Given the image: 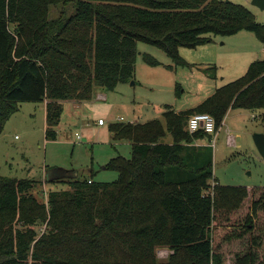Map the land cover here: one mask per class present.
Listing matches in <instances>:
<instances>
[{
	"label": "trees",
	"instance_id": "trees-1",
	"mask_svg": "<svg viewBox=\"0 0 264 264\" xmlns=\"http://www.w3.org/2000/svg\"><path fill=\"white\" fill-rule=\"evenodd\" d=\"M61 4L73 12L51 18ZM242 30L264 41V24L227 0H0V136L22 103L47 100L45 135L56 140L64 101L90 100L99 88L134 79L139 42L189 67L180 47ZM261 108L264 58L195 108L167 105L165 122L112 125L113 138L132 146L130 158L105 164L118 173L114 181L67 177L70 189L41 201L38 181L0 174V264H264L259 236L233 250L235 261L225 258L264 222V187L212 184L213 149L197 142L214 134L188 130L196 113H210L217 132L230 109ZM161 248L173 252L162 260Z\"/></svg>",
	"mask_w": 264,
	"mask_h": 264
},
{
	"label": "rangeland",
	"instance_id": "rangeland-1",
	"mask_svg": "<svg viewBox=\"0 0 264 264\" xmlns=\"http://www.w3.org/2000/svg\"><path fill=\"white\" fill-rule=\"evenodd\" d=\"M227 1L246 6L254 14L256 22L264 24V9L252 4V0ZM62 10L71 13L74 9L72 4L52 6L50 17L57 18ZM243 31L249 33L254 40L253 48L258 57L256 59L264 58V41L250 31L240 32ZM238 33L225 36L211 34V41L202 45L210 46L213 52L205 51L203 46L199 49L184 47L182 57L201 61L215 57L214 51L222 50L224 53H228L229 50L235 51L242 45V42L235 41ZM249 43L248 40L243 41V44ZM138 47V55L140 52L142 54L136 64L134 79L130 82L121 83L113 90L101 88L106 97L86 103L85 107L79 110L77 117L72 106L64 102L63 118L57 128L56 140L46 139L43 105L39 102L22 103L20 110L8 120L0 136V174L38 181L34 193L41 201L46 200L52 190L71 188L67 178L51 182L46 180L47 174L51 179L58 168L65 169L66 172L62 174L66 176L73 172L68 178L75 176L76 179L86 178L99 182L116 180L118 173L105 169L104 166L118 154L130 158L132 146L126 140L116 141L113 138L112 125L151 119L165 122L163 112L167 105L176 110L181 105H194L200 97V94L194 93L193 88H190L191 82L185 81V72L199 70L194 64L189 67H177L174 66L172 58L159 47L144 42H139ZM146 53L157 59L159 64L150 65L144 59L143 54ZM221 56L222 66L212 64L214 62L209 64V67H216V72L206 67L199 71L220 78L228 75L233 59L224 54ZM177 84L183 89L180 95L176 93ZM253 114L256 117H253ZM100 119L104 120L103 125L99 124ZM226 129H229L228 132ZM258 132L264 133V108L229 111L227 125H222L211 144L210 142L208 144L211 145L214 156L212 184L217 181L227 186L264 187V157L253 139L254 133ZM228 135L235 137V145L231 146L228 143ZM170 140L169 136L168 141ZM262 223H259L253 234L241 241V245L225 249L226 261L230 260L229 263L231 260L235 261L233 250L239 248L246 250V244H251L254 237L264 239V222ZM218 226L226 227V224L224 222L218 224L217 229ZM218 234L219 231H216V236H222ZM216 242H219L218 238ZM260 256L264 263V248L260 250ZM166 257L159 258L165 260Z\"/></svg>",
	"mask_w": 264,
	"mask_h": 264
},
{
	"label": "crops",
	"instance_id": "crops-1",
	"mask_svg": "<svg viewBox=\"0 0 264 264\" xmlns=\"http://www.w3.org/2000/svg\"><path fill=\"white\" fill-rule=\"evenodd\" d=\"M238 34H237L238 38L239 37H241V38H239V39L237 38V39H235V41H238L240 43L242 42V45H240L239 49H236L235 51H230L229 50L228 53H224L222 50L214 51V56L215 57H211L209 59H201V61H195L197 59L192 60V59H189V58L185 57V59L189 63L194 64L199 70H204V69L208 68L209 64H211V62H214L212 64H216V65L218 64V65L222 66L223 62L221 61V57H222L221 55H223V54H224V56H227V57L230 56L231 59H233V64H232V67L230 69V73L228 75L223 76L222 78L217 77L215 79V78L211 77L210 75H205L204 73H202L199 70L185 72L184 73L185 76H186L185 81L187 80V83L191 82V86L192 87H190V88H193L194 93L200 94V97L197 99V101H196V103L194 105H191V106L181 105L180 107H178L175 110L176 112L185 111V110L197 107L207 97L212 95L216 91L217 88H219V87L225 85L226 83H228V82H230V81H232L234 79H237L238 77L242 76L241 74H244L246 72V70L249 67L250 63L253 62L254 60H257L256 59V58H258L257 55H256L257 53H256L255 49L253 48V41L254 40H252L251 35L249 33L244 32V31L240 32ZM245 40L250 41L249 45L243 44V41H245ZM204 45H200V46L201 47L203 46L204 47L203 49H205V51L213 52L209 48L210 46H204ZM200 46H198L196 48L199 49ZM183 48L184 47H180V49H179L181 55L183 53L182 51L184 50ZM186 48H188V47H186ZM192 49H195V48H192ZM263 49H264V47H263ZM138 50H139V47H138ZM141 54H142V52H140V54L138 55L136 64L139 62ZM119 84H121V83H119ZM102 97H106V94L101 91V88H99V89H97L95 91L93 98L90 99V100H85V101L68 100V101H64V102H68L72 106V109L74 110V113L76 114V117H77L79 115V110L83 109V107H85L86 103L93 101V99H100ZM46 103H47V100L44 101V102H40V104L43 105V109H44L43 115H44V118H45V130H46V127H47ZM229 111H228V113H227V115L225 117V120L223 122V126H226L227 123H228ZM254 116L255 115L253 114V117ZM62 118H63V114H62ZM134 122H139V121L135 120ZM226 130L228 132L229 129H226ZM84 140H86V139L84 138ZM197 143L203 144V145L209 144V142L206 141V140L199 141ZM228 143L231 146L235 145L236 144L235 137L233 136L232 143L229 141V137H228Z\"/></svg>",
	"mask_w": 264,
	"mask_h": 264
},
{
	"label": "built area",
	"instance_id": "built-area-1",
	"mask_svg": "<svg viewBox=\"0 0 264 264\" xmlns=\"http://www.w3.org/2000/svg\"><path fill=\"white\" fill-rule=\"evenodd\" d=\"M105 98V97H102ZM104 120L100 119L99 120V124H104ZM205 130L208 133H212L214 134V136L216 135V125H215V118L207 112H202V113H196L193 114L189 120H188V130L190 132H197L198 130ZM229 137V141L232 143L233 141V136L232 135H228ZM213 139V138H212ZM212 141V140H211ZM210 141V144H211ZM199 144V143H198ZM213 144V143H212ZM173 251L166 248V249H159L158 250V256H169ZM166 257V258H167Z\"/></svg>",
	"mask_w": 264,
	"mask_h": 264
},
{
	"label": "water",
	"instance_id": "water-1",
	"mask_svg": "<svg viewBox=\"0 0 264 264\" xmlns=\"http://www.w3.org/2000/svg\"><path fill=\"white\" fill-rule=\"evenodd\" d=\"M252 4L264 9V0H252ZM133 83H134V81H133ZM253 139H254V143H255L257 149L259 150L260 154L262 155V157H264V133L263 132L254 133ZM164 141L165 140L163 139L162 142H164ZM63 172H66V170L62 169V168H58V171H56L54 173V176L51 179L48 177V174H47L46 180L52 181V180L60 179V178H67L68 176H71L70 174L73 173V172H69L68 175L66 176V175L62 174ZM193 264H195V263H193Z\"/></svg>",
	"mask_w": 264,
	"mask_h": 264
}]
</instances>
